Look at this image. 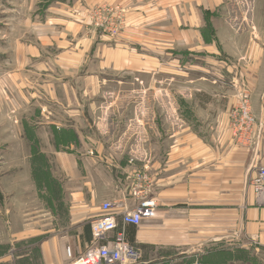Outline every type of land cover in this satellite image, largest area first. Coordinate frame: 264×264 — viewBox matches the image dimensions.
Listing matches in <instances>:
<instances>
[{
	"label": "crops",
	"instance_id": "obj_1",
	"mask_svg": "<svg viewBox=\"0 0 264 264\" xmlns=\"http://www.w3.org/2000/svg\"><path fill=\"white\" fill-rule=\"evenodd\" d=\"M105 1L127 7L125 27L114 39L91 33L72 20L76 9ZM260 1L264 4V0H236L234 8L228 0L45 3L44 17L51 18L35 24L36 40L20 44L18 60L24 67L13 74L19 87L21 73L32 72L37 76L32 95L52 98L39 104L40 122L32 127L79 129L69 124L80 111L85 117L79 97L97 96L100 84L113 75L131 73L138 80L149 74L148 69H155L157 97L166 98L167 110L159 121L167 128L158 135L159 145L167 146L152 155L141 144L145 139L138 150H132L126 146L129 137L110 134L111 141L91 151L82 139L80 149L67 150L76 162L69 210L76 227L70 237L44 241V264H68L72 260L68 247L73 257H79L95 244L90 221L101 214L104 201L133 202L129 191L138 166L151 172L158 203L153 217L139 226H125L127 240L142 255L139 264H205L215 260L214 254L218 259L212 264H238L229 256L245 252L246 237L264 251V206L257 203L250 183L257 167L264 165V7ZM54 47L56 52L49 55ZM167 61L175 67L172 72L163 70ZM186 65L189 72L177 70ZM182 78L188 88L176 85ZM170 79L171 89L165 87ZM243 89L250 92L260 123L250 143L238 141L233 128L232 113ZM87 108L97 113L99 127L113 126L112 110L101 115L93 101ZM68 117L72 119L67 123Z\"/></svg>",
	"mask_w": 264,
	"mask_h": 264
},
{
	"label": "rangeland",
	"instance_id": "obj_2",
	"mask_svg": "<svg viewBox=\"0 0 264 264\" xmlns=\"http://www.w3.org/2000/svg\"><path fill=\"white\" fill-rule=\"evenodd\" d=\"M47 1L50 0H0V191L3 196L0 199V264H44L41 254L44 241L51 237H70L74 233L76 226L72 223L69 210L71 192L76 187V162L75 157L67 150L80 149L78 141H85V149L91 151L101 142L111 141L110 134L120 135L130 138L127 139V147L129 145L132 150H138L140 140L145 139L141 144L152 155L167 146L159 145V137L163 129H167L159 121L161 116L165 118L167 110L164 108L166 98L157 97L155 69H148L149 74L139 76L138 80L131 73L113 75L112 80L100 84V93L97 96L89 94L79 97L86 110L85 117H82L80 111L79 118L69 123L79 129L60 130L42 125L32 127L33 123L35 125L40 122L41 116L37 111L39 104H48L52 98L49 94L36 97L32 95L35 87L33 82L37 77L32 72L21 73L19 87L13 74L24 67L20 59L18 60L22 49L20 44H25L27 40H36L38 31L35 24L46 23L51 18L44 17ZM228 2L234 8L236 0ZM116 5L122 13L126 11V17L118 18L124 23L119 33L114 36L97 25L100 17H110V13L102 12V8ZM260 6L264 7L262 1ZM73 13V21L83 24L91 33L99 32L111 39L118 37L127 21V7L108 1L92 6L83 5ZM56 50V47L50 49L49 55H53ZM170 63H165L164 72L175 69ZM177 70L187 73L190 66L178 67ZM171 81L165 80L166 88H172ZM178 83L181 89L188 88L183 78L177 79L176 85ZM59 98L63 99V96ZM92 101L100 106L101 115L107 116L112 110L110 115L113 116V126H98L95 122L97 113L87 111L88 104ZM240 101L239 97L235 109ZM111 105L113 107L109 108ZM106 106L109 109L103 112ZM252 113L254 114L253 110ZM254 116L256 118L255 114ZM71 119L68 117L67 123ZM24 122L27 123L24 125ZM259 125L256 118L255 126ZM143 168L138 166L134 171L147 170ZM148 172L151 175L149 170ZM153 190L155 195V182ZM93 220L90 221V229ZM27 227L31 230L22 234ZM257 247L246 237L245 252H239L238 257L229 256V259L234 258L238 264H264V251ZM216 256L218 255H213L214 261L205 262L212 264L218 259ZM71 262L70 259L68 264Z\"/></svg>",
	"mask_w": 264,
	"mask_h": 264
},
{
	"label": "built area",
	"instance_id": "obj_3",
	"mask_svg": "<svg viewBox=\"0 0 264 264\" xmlns=\"http://www.w3.org/2000/svg\"><path fill=\"white\" fill-rule=\"evenodd\" d=\"M102 12H109L108 19L99 18L98 25L112 35H117L124 23L119 21L126 17L119 7L107 6ZM90 15V12H89ZM119 18V19H118ZM240 103L234 111V130L238 141L250 143L254 135L256 118L251 109V94L242 90L239 94ZM255 199L264 206V165L257 167V174L250 182ZM130 197L132 203L126 201L115 203L104 201L101 204V214L91 222V232L95 244L79 257H73L68 247V255L72 258L70 264H139L141 253L127 240L126 225L139 226L156 213L158 203L154 195V181L148 170L134 171ZM120 208V212L117 210ZM121 222V223H120ZM102 241V242H100ZM174 264H203L199 261Z\"/></svg>",
	"mask_w": 264,
	"mask_h": 264
},
{
	"label": "trees",
	"instance_id": "obj_4",
	"mask_svg": "<svg viewBox=\"0 0 264 264\" xmlns=\"http://www.w3.org/2000/svg\"><path fill=\"white\" fill-rule=\"evenodd\" d=\"M3 198V196H2V193H1V191H0V199H2Z\"/></svg>",
	"mask_w": 264,
	"mask_h": 264
}]
</instances>
